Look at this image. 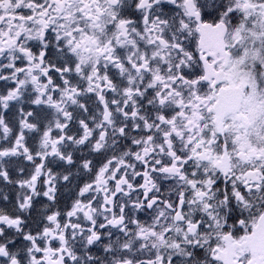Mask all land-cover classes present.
<instances>
[{
	"label": "snow or ice",
	"instance_id": "1",
	"mask_svg": "<svg viewBox=\"0 0 264 264\" xmlns=\"http://www.w3.org/2000/svg\"><path fill=\"white\" fill-rule=\"evenodd\" d=\"M0 264H264V0H0Z\"/></svg>",
	"mask_w": 264,
	"mask_h": 264
}]
</instances>
